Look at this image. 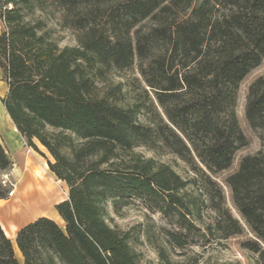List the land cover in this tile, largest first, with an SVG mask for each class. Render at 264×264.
I'll list each match as a JSON object with an SVG mask.
<instances>
[{
  "label": "trees",
  "instance_id": "16d2710c",
  "mask_svg": "<svg viewBox=\"0 0 264 264\" xmlns=\"http://www.w3.org/2000/svg\"><path fill=\"white\" fill-rule=\"evenodd\" d=\"M50 2L80 31L78 46L50 38L36 16ZM0 20L3 106L28 146L43 156L36 141L47 149L49 169L69 188L55 205L64 226L41 216L19 229L23 264H140L129 231L106 220L108 201L118 210L132 198L177 225L162 228L173 247L190 244L196 232L206 241L240 236L247 225L255 239L241 246L264 258V152L243 155L224 179L245 225L212 177L249 144L237 105L241 84L264 57V0H0ZM136 58L166 117L154 125L138 120L142 103H124L122 83L99 87ZM245 117L264 132V76L249 85ZM157 141L203 179L204 198L190 195V182L170 165L135 152ZM12 164L0 140V176ZM7 194L0 179V199ZM204 209L216 214L209 223ZM157 251L172 264L164 246ZM0 264H21L1 223Z\"/></svg>",
  "mask_w": 264,
  "mask_h": 264
},
{
  "label": "rangeland",
  "instance_id": "374dc122",
  "mask_svg": "<svg viewBox=\"0 0 264 264\" xmlns=\"http://www.w3.org/2000/svg\"><path fill=\"white\" fill-rule=\"evenodd\" d=\"M114 2L116 0H109V3ZM36 16L46 22V30L49 32L50 38L55 40L60 47L79 45L80 31L67 25L64 19V10L61 7L50 2L46 10L37 12ZM143 24L147 29L154 24V20H147ZM1 31L2 22L0 21V33ZM140 65L141 61L136 58L131 67L110 71L108 74L109 80L99 82V87L104 88L109 83H122L125 96L124 103H142L143 108L138 115V120L144 125H154L159 120V116H162L165 120L166 117L163 108L155 98L154 92L146 85L140 71ZM261 76H264V57L260 65L251 70L239 90L237 114L242 129L249 137V144L236 153L235 161L230 169L212 175L224 190L227 206L244 225L245 222L233 205L231 190L224 183V179L229 173L237 169L238 161L243 155L264 152V132L252 130L245 117L249 85ZM7 89L6 82L0 76V138L13 162L12 167L0 176L2 182L6 181L5 185L8 188L7 199L0 200V222L5 228L9 219L14 218L16 213L28 216V218H21L17 221L19 226L37 215L48 213L49 215H55L54 220L64 226L63 220L55 212V203L68 198L69 188L64 181L58 179L49 170L46 156L50 159L52 157L47 149L36 141L39 149L46 155L43 156L33 147L28 146L15 128L2 103V98L6 96ZM154 146L156 147L152 148L140 144L135 148V152L145 158L151 157L157 162L170 165L181 177L190 182L186 187V191L190 195L204 198L203 179L195 173L191 165L175 152L162 146L159 141ZM28 157L33 164L45 165L47 171L45 172L38 166L31 164L26 167ZM48 173L51 174V177ZM12 188L15 189V193L10 196L9 191ZM42 190H45L44 194ZM215 215L212 210H203V219L206 223H209ZM106 220L111 227L129 231L131 245L139 255L140 264H164L157 251V245L159 244L166 249L172 264H212L214 262L264 264V258L241 246L243 241L255 239L254 234L247 225H245V233L240 236L229 239H216L218 233L212 236V239L206 241L200 233L196 232L189 238L190 244L185 245V247H173L172 244L166 242L162 228L177 229V225L167 223L160 212L149 209L140 198H132L118 210L114 208L112 201H108L106 203ZM198 225L203 227L201 223H198ZM13 243L16 256L23 264L22 255L16 246L15 238Z\"/></svg>",
  "mask_w": 264,
  "mask_h": 264
},
{
  "label": "crops",
  "instance_id": "0c3cea01",
  "mask_svg": "<svg viewBox=\"0 0 264 264\" xmlns=\"http://www.w3.org/2000/svg\"><path fill=\"white\" fill-rule=\"evenodd\" d=\"M1 21V20H0ZM0 76L2 77V79H3V71H2V69H1V67H0ZM5 81V80H4ZM6 82V81H5ZM6 84H7V82H6ZM7 88H8V84H7ZM7 91H8V89H7ZM7 113V112H6ZM14 124V123H13ZM15 126V125H14ZM16 128V127H15ZM19 132V131H18ZM20 134V133H19ZM21 135V134H20ZM21 137L24 139V137L21 135ZM0 140H1V138H0ZM25 140V139H24ZM1 142H2V140H1ZM3 143V142H2ZM4 145V144H3ZM5 146V145H4ZM6 148V147H5ZM29 164H31V165H33V166H38L39 168H41V169H43L45 172L47 171V168H46V166L45 165H42V164H33V162L29 159V157L27 158V161H26V167L29 165ZM50 170V169H49ZM51 171V170H50ZM51 173H53L52 171H51ZM49 174V177H51V174L50 173H48ZM54 174V173H53ZM55 175V174H54ZM0 200H2V199H0ZM3 200H6V199H3ZM62 201V200H61ZM60 201H58V202H56L55 203V205L57 204V203H59ZM10 211V210H9ZM55 212L57 213V211H56V209H55ZM58 214V213H57ZM59 215V214H58ZM30 216V215H29ZM41 216H47V217H50V218H52V219H55V215H49L48 213H42V214H40V215H37V216H35V217H33V218H31V219H29V220H27V221H25V223H23L22 225H19L18 226V223H17V221L19 220V219H21V218H28V216L26 217V216H24V215H21V214H15V217L14 218H10L9 219V222H8V224H7V227H3V225H2V227H3V229H4V231H5V233H6V235L9 237V238H11L12 240L14 239V238H16V236H17V233H18V231H19V229L21 228V227H23L24 225H26V224H28V223H30V222H32V221H34V220H36L38 217H41ZM1 223V222H0Z\"/></svg>",
  "mask_w": 264,
  "mask_h": 264
},
{
  "label": "built area",
  "instance_id": "2783aa9c",
  "mask_svg": "<svg viewBox=\"0 0 264 264\" xmlns=\"http://www.w3.org/2000/svg\"><path fill=\"white\" fill-rule=\"evenodd\" d=\"M3 184H6V181H3ZM14 193H15V189L12 188V189L9 191V195H10V196H13Z\"/></svg>",
  "mask_w": 264,
  "mask_h": 264
},
{
  "label": "bare ground",
  "instance_id": "6f19581e",
  "mask_svg": "<svg viewBox=\"0 0 264 264\" xmlns=\"http://www.w3.org/2000/svg\"><path fill=\"white\" fill-rule=\"evenodd\" d=\"M42 191H43V190H42ZM42 191H41V192H42ZM44 191H45V190H44ZM44 191H43V194H44Z\"/></svg>",
  "mask_w": 264,
  "mask_h": 264
}]
</instances>
